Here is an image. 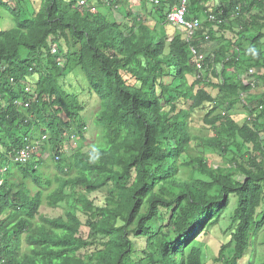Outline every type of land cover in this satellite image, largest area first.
<instances>
[{"label":"trees","instance_id":"obj_1","mask_svg":"<svg viewBox=\"0 0 264 264\" xmlns=\"http://www.w3.org/2000/svg\"><path fill=\"white\" fill-rule=\"evenodd\" d=\"M39 1L38 9L34 0L32 8L0 0L16 23L0 31V256L7 264H207L200 239L236 198L215 262L246 264L250 248L260 260L264 91L252 94L264 89V0H187L188 19L202 23L190 40L168 22L182 0H140L139 13L129 0ZM113 6L124 20L101 10ZM192 47L204 56L201 79ZM94 106L100 140L86 151ZM240 106L243 123L231 114ZM198 111L214 136L196 133ZM32 143L35 152L16 161ZM205 146L233 153L230 165L215 168L197 151ZM50 162L54 174L43 170ZM105 188L98 204L91 195ZM43 207L65 212L50 217Z\"/></svg>","mask_w":264,"mask_h":264},{"label":"rangeland","instance_id":"obj_2","mask_svg":"<svg viewBox=\"0 0 264 264\" xmlns=\"http://www.w3.org/2000/svg\"><path fill=\"white\" fill-rule=\"evenodd\" d=\"M32 0H27V4H29V6L32 8V4L31 2ZM133 0H130V2ZM132 4V3H131ZM127 5L129 10H132L131 8L133 7L132 5ZM149 8L150 9H154V5L152 3H149ZM34 6L36 8H40L41 7V2L39 0H34ZM141 8L142 6H136L135 8V12L139 13L141 12ZM105 14H113L115 16L116 19L118 20H124V12L121 9V6H113L110 8H106V9H101ZM149 10V9H148ZM133 11V10H132ZM134 12V11H133ZM16 26V23L13 19V15L12 13L3 8L0 5V31H6V30H10L13 27ZM246 48L249 47V43L245 42L243 44ZM256 72V70H254ZM246 80L247 79H251V77H244ZM251 81H257L255 78H252ZM264 89L261 86H258V88L254 91V93L252 94V98L256 99L257 97H260L261 94L263 93ZM216 94V93H215ZM93 101L89 100V104H91ZM98 111V107L94 106V107H89V112L87 113V119L88 121H90L89 126H88V134H87V141H86V147L85 150L89 151L93 148H91V145H93L94 140H96V142H98V140H100V137L97 138L99 131L98 129L95 127V114ZM235 120L238 121L239 123H243L245 118H247V112L244 111V109L240 106V107H236L235 109L232 110L231 113ZM195 116V123L193 124L196 133L205 136V137H210V136H214L213 133L206 127H203V117H204V113L203 111H198L194 114ZM77 144H75L74 142L70 143L69 146L75 147ZM79 147V146H78ZM67 150L71 151V147H67ZM200 150H204V152L207 154V156L211 159V164L215 167H227L230 165V162L233 159V153H222L221 151L215 150L209 146H205L204 149L199 148L197 151L200 152ZM49 152L46 153L44 155V159H48L49 162ZM46 169L47 173L46 174H54L56 172V168H55V164H53L52 162H50L49 167H48V163H45V166L43 168V170ZM238 179L242 180L244 179V177L242 175L238 176ZM110 194L109 192V188H105L97 193H94L91 195L92 198H96V201L98 204H104L106 202V198L108 197V195ZM237 205V199L233 198L232 199V203L230 205V207L228 208L227 212L225 213L224 218L221 220V222L218 224V226L213 227L209 233L207 235H203L201 237V241L202 242V247L205 250L206 253V260H207V264H222V263H216L215 261L219 258V254L221 251V246L223 245L224 242H227V229L230 227V225L232 224V218L231 215L234 212L235 206ZM64 208H58V209H53V208H49V207H43L41 210V214L46 215V216H50V217H54L57 216L59 214L63 215L64 214ZM253 251L250 248L248 251V258L246 259V264H264V230L261 232L259 240H258V257H260V260L258 258H256L255 262L253 259ZM263 261V262H262Z\"/></svg>","mask_w":264,"mask_h":264},{"label":"built area","instance_id":"obj_3","mask_svg":"<svg viewBox=\"0 0 264 264\" xmlns=\"http://www.w3.org/2000/svg\"><path fill=\"white\" fill-rule=\"evenodd\" d=\"M152 2L159 3L158 0H151ZM87 4V0H81L80 5L85 6ZM211 20L214 19V17H210ZM168 22L177 27L180 30H184L188 35V40L192 38L196 32V29H198L201 26V21L199 19H195L193 21L189 20L187 17V0H182L180 5L175 6L173 11L169 13L168 15ZM192 51L194 55L197 58L196 66L199 70L198 78H202V72H204L205 64L203 62L204 56L198 54V51L195 49V47H192ZM58 50L55 48L53 50V53H57ZM254 71L251 70V73ZM36 146H34V143L32 145L27 146L25 149L21 151V153L16 157V161H22L26 162L27 157L30 152H35ZM38 150V149H37ZM7 171V168L3 169L1 172ZM3 242V236L0 233V244ZM0 264H7L6 260L0 256Z\"/></svg>","mask_w":264,"mask_h":264},{"label":"crops","instance_id":"obj_4","mask_svg":"<svg viewBox=\"0 0 264 264\" xmlns=\"http://www.w3.org/2000/svg\"><path fill=\"white\" fill-rule=\"evenodd\" d=\"M131 3H132L133 5H134V4H135V5L133 6ZM130 4L133 6L132 9H133L134 12H135V8H136V6H138V5H139V6H142L140 0H133V1H131V2H130V0H129V5H130ZM147 7L149 8V4H147ZM154 17H155V18H159L160 15H157V16H154ZM150 20H152L153 23L155 22V20H154L153 17H151ZM162 24H163V23H162Z\"/></svg>","mask_w":264,"mask_h":264}]
</instances>
